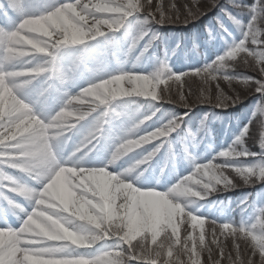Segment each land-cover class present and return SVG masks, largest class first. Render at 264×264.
Here are the masks:
<instances>
[{
	"label": "snow or ice",
	"instance_id": "1",
	"mask_svg": "<svg viewBox=\"0 0 264 264\" xmlns=\"http://www.w3.org/2000/svg\"><path fill=\"white\" fill-rule=\"evenodd\" d=\"M214 9L216 35L206 27V43L218 36L224 50L210 63L173 72L168 63L157 62L151 71L137 72L149 84L140 94L113 91L126 69L71 90L81 65L93 59L100 63L121 44L131 58L143 59L159 39L154 28L194 25ZM225 20L238 30V40ZM241 61L260 78L238 71ZM193 78L216 82L214 98L201 92L189 102L183 86ZM221 80L242 86L243 93L225 94ZM173 85L178 100L169 95ZM251 93L259 96L251 118L227 149L207 161L193 159L187 142H198L207 132L204 121L194 132L182 129L193 106L226 110ZM141 99L153 108L142 118L139 109L129 111ZM165 104L187 111L149 130L147 122ZM262 112L264 0H191L183 5L163 0H0V264H264V203L250 206L242 199L241 213L252 208L248 218L219 222L198 216L182 199L168 196L170 203H165L155 195L159 191L135 181L128 186V177L106 163H84L102 141L109 155L134 148L141 166L161 150L166 163L174 162L179 144L191 170L173 186L193 187L199 195L191 199L197 203L222 187L234 190L233 176L264 183V120L257 130L260 151L245 146L255 139L251 125ZM73 135L82 138L66 152ZM234 142L243 147L234 151ZM212 171L223 173L221 183L204 187ZM52 223L61 238L39 239L36 233ZM228 239L231 249L224 242Z\"/></svg>",
	"mask_w": 264,
	"mask_h": 264
},
{
	"label": "trees",
	"instance_id": "2",
	"mask_svg": "<svg viewBox=\"0 0 264 264\" xmlns=\"http://www.w3.org/2000/svg\"><path fill=\"white\" fill-rule=\"evenodd\" d=\"M252 1L255 2V0ZM252 1L242 0V3L251 4L253 3ZM207 2L208 0H205L202 3ZM221 2L227 3V0H221ZM217 15L218 10L214 9L194 25H188L186 27L183 24H178L154 28L159 34V39L147 53L149 61L151 62L150 69H153V53L159 56L163 51H167L170 55L168 65L173 72H183L192 68H199L215 59V57L224 50L223 42L217 36L211 43H206L207 33L205 32V28H212L213 35H216L214 25ZM240 18L244 23H247L248 18H246V16ZM221 19H224L222 15ZM225 23L232 37L238 40L240 38L238 30L226 20ZM194 44L196 45L195 48L193 47ZM177 45H179V47H177ZM249 47H252V45L249 44ZM173 48H176L175 55H171ZM114 51L117 56L121 55L120 50L114 49ZM238 71L251 75L256 79L260 78L256 72L247 69L243 61L240 62ZM233 85L238 84L233 83L232 86ZM258 99V94H248L243 98V103L237 104L235 107L226 110H213L207 104H195L189 115L185 117L182 129H188L194 132L199 126V121L206 113L208 114V119L205 122L207 132L200 134L197 138L198 142L188 141L186 144L192 158L198 162L207 161L219 151L227 149L232 143L235 135L248 123V119L251 118V112L254 110ZM148 110L152 112L153 108ZM184 111L187 110L183 107L179 108L178 106L177 108H173L170 106L160 109L159 115H164L165 118L169 119L172 118L173 115H181ZM253 120V123L259 121L260 124L262 118L257 115ZM259 124L255 126V129L251 127L252 133L258 130ZM175 137L176 134L173 133L171 139L174 140ZM245 146L253 153L260 151L258 146V131L257 137L253 140L252 144L249 145L246 143ZM175 151L177 152L176 160L174 162H165L173 179H176V176L182 177L187 175L191 170V164L184 158L179 144L175 145ZM161 156L165 161L163 150L154 158ZM242 199H247L250 206L264 203V183L246 187L241 186L228 192H217L210 195L205 200L198 201L196 204L190 206V208L196 210L198 216L206 217L207 219H213L219 222L233 221L239 223L242 219L246 220L252 211V208L249 207L246 212L241 213L238 204ZM224 242L225 244L231 243V239ZM206 255L207 254L203 257L205 260L207 258Z\"/></svg>",
	"mask_w": 264,
	"mask_h": 264
},
{
	"label": "clouds",
	"instance_id": "3",
	"mask_svg": "<svg viewBox=\"0 0 264 264\" xmlns=\"http://www.w3.org/2000/svg\"><path fill=\"white\" fill-rule=\"evenodd\" d=\"M176 54V48H173L171 51V55ZM112 57V62L115 64V69H126L127 74L126 77L117 82V87L113 89V91H131L135 92L137 94H140V91L147 90L149 84L148 81H146L144 78L139 76L135 69L140 67L141 65V58L138 56L137 58L133 59L130 57V54L127 51H124L121 55L123 56V59H120L119 56H117L116 52L114 50H109L105 54V60L100 63H96L95 65H81L78 69H83L84 72H86L91 78H95L98 76H102L105 73H108V62L107 57ZM167 57V59H166ZM170 58V55L167 51H163L162 54L159 56L156 55V53H153L152 59H153V69L158 66L157 62L160 63H168V60ZM112 72V71H111ZM103 91V90H101ZM150 107V106H149ZM262 120H264V112L260 114ZM207 120V114H205L201 120L199 121V124L201 121L206 122ZM243 147V144H236L233 143V150L236 151L238 148ZM135 149H126L120 152L119 154H110L106 159V167H116L125 157H128L131 152H134ZM83 159V158H82ZM147 171V169L141 168V162L135 161L131 163L128 167L124 168L121 171L122 175H125L128 177V186H131L132 182L140 181L142 178H144V174ZM223 176L222 172L212 171L210 172L206 179L209 181L208 185H204V187H209L212 184H220L221 180L220 177ZM157 182H159V177L156 178ZM258 180H239L238 182L234 180L233 188L236 189L238 187L244 186L245 184L249 186H253L258 184ZM229 190L226 188H223L218 192H228ZM155 195L162 200H164L165 203H170L168 200V196H171L172 198L182 199L184 201L185 206L190 207L194 204H196L195 201L191 199L192 196L199 195L198 192L193 187L190 186H173L169 188L165 192H156ZM179 207V205H177ZM67 210V208H65ZM37 237L42 240H48V239H59L58 233H57V225L55 223L50 224L43 233L37 232Z\"/></svg>",
	"mask_w": 264,
	"mask_h": 264
},
{
	"label": "rangeland",
	"instance_id": "4",
	"mask_svg": "<svg viewBox=\"0 0 264 264\" xmlns=\"http://www.w3.org/2000/svg\"><path fill=\"white\" fill-rule=\"evenodd\" d=\"M205 0H201V2H204ZM252 1V0H249ZM158 2V0H154V3ZM163 2L167 5L169 3H177L179 5H183L185 3H190L191 0H163ZM253 2V1H252ZM37 3H44V0H37ZM245 18V17H244ZM247 18V16H246ZM118 35H122V34H118ZM117 50L120 49L123 53V44H121L120 47L116 48ZM132 56L138 55V51L134 52L133 54H131ZM110 55L107 57V62H108V70L111 69H115V64L112 62V60L109 59ZM123 57V56H122ZM123 59V58H122ZM105 60V55L101 58L100 62H103ZM150 63L149 59H148V55L147 53L145 54V57L141 60V65L140 67H138L137 69H135L136 72H147V71H151L152 69H150ZM82 71L81 69L78 70V77H77V82L79 83L76 87H74V89H71L72 91H78L80 87L84 86L81 85L82 81H79V79L82 77ZM76 82V83H77ZM219 86L220 88L225 92V94L228 95H234L235 92L234 90H239L241 93H243L244 89L241 86L238 85H227L224 83L223 80L219 81ZM216 87H217V83L210 81L208 84H205L202 80L198 79V78H193L191 80H186L184 86H183V93L185 95V97L188 99L189 102L195 101L196 98L198 96H200L201 92H205L206 94L211 95L213 98L215 96V92H216ZM161 88H163V85H161ZM177 86L173 85L172 86V91L169 93V95H171V97L173 99L178 100L179 99V95L176 91ZM168 104H165L163 106H158L160 107V109H164V107H170L171 105L167 106ZM179 106V108H182L179 104H177L175 107L177 108ZM136 109H139V114L141 115L142 118V114L145 113H151L149 112L148 109H151V107H149V104L147 101L141 99L138 100L136 102V104L131 105L129 108V111H135ZM167 118H165V116L163 115H159V112L156 113V115L152 118V120L147 122V125L150 126L149 130H151L152 128L158 127L161 123H165L167 122ZM259 124V121H256V123H253L251 125V127H254L253 129H255L256 125ZM252 135H254L253 137H257V131L252 133ZM75 139L77 138L78 141L81 139V135H74ZM254 139H248L246 141L247 144H252ZM71 146H74L76 143L72 141V143H70ZM150 147V146H147ZM141 156L139 155L138 152H134L132 154H129L128 157L123 158V160L116 166L114 167V171L116 172H120L122 171L124 168L128 167L131 163L135 162V160L140 159ZM85 162L87 165H99L101 163H105L106 160H100L99 161V156L96 154L94 156H89L85 159ZM142 169H147V171L144 174V178H142L140 181H137V184L141 187H148L151 188L152 190H156V191H160V192H165L167 191L171 186H173L177 180H172V177L169 174V171L167 170L164 162H163V158L160 159H153L152 161L149 162L148 165H142L141 166ZM161 168H163V172H161ZM157 177H159V182H157ZM235 181H239L238 177L233 176L232 177ZM9 223L11 224H17L16 220L9 216ZM11 220L13 221V223L11 222ZM210 230V229H209ZM227 247L229 249H231V243H226ZM207 256V255H206ZM207 259V258H206Z\"/></svg>",
	"mask_w": 264,
	"mask_h": 264
},
{
	"label": "bare ground",
	"instance_id": "5",
	"mask_svg": "<svg viewBox=\"0 0 264 264\" xmlns=\"http://www.w3.org/2000/svg\"><path fill=\"white\" fill-rule=\"evenodd\" d=\"M95 64H96L95 59L90 60L89 63H88V65H95ZM81 71H82V75H81L82 77L79 79V81H82V84L81 85H85L87 83V81L89 79H91V77L86 72H84L82 68H81ZM108 71L109 72L114 71V68L111 69V70H108ZM76 82H77V79L74 82V85H73L72 89H74V87H76L79 84L78 82L77 83ZM72 141L75 142V143H78L79 142L78 139L77 138L75 139V136L73 135L72 136V139L69 141L68 145L65 146V151L66 152L67 151H70L72 149L71 148V145H70V143H72ZM96 154L99 156V161L100 160H106L107 159V157L109 156V152H108V146H107V144L105 142L102 141L101 144L98 145L97 148L92 153H90V156L92 157V156H94ZM84 163L86 164L85 161H84ZM11 222L13 223L12 220H11ZM12 225L13 226H16V224H12Z\"/></svg>",
	"mask_w": 264,
	"mask_h": 264
}]
</instances>
